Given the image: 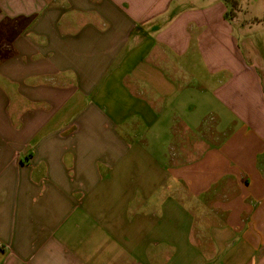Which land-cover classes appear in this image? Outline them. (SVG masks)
Returning a JSON list of instances; mask_svg holds the SVG:
<instances>
[{"label": "crops", "instance_id": "0c3cea01", "mask_svg": "<svg viewBox=\"0 0 264 264\" xmlns=\"http://www.w3.org/2000/svg\"><path fill=\"white\" fill-rule=\"evenodd\" d=\"M231 9L0 0V264H264V16Z\"/></svg>", "mask_w": 264, "mask_h": 264}, {"label": "rangeland", "instance_id": "374dc122", "mask_svg": "<svg viewBox=\"0 0 264 264\" xmlns=\"http://www.w3.org/2000/svg\"><path fill=\"white\" fill-rule=\"evenodd\" d=\"M237 9L240 17L252 19L254 16H264V0H239ZM231 6L232 4L229 3ZM242 9V11H241ZM238 10L235 11V14Z\"/></svg>", "mask_w": 264, "mask_h": 264}, {"label": "trees", "instance_id": "16d2710c", "mask_svg": "<svg viewBox=\"0 0 264 264\" xmlns=\"http://www.w3.org/2000/svg\"><path fill=\"white\" fill-rule=\"evenodd\" d=\"M226 1L232 4V9H231V11H230L229 14H231V13L234 14L235 11L238 10L237 9V7H238V1L237 0H226Z\"/></svg>", "mask_w": 264, "mask_h": 264}]
</instances>
